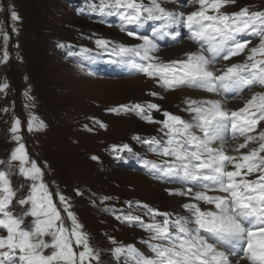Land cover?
Wrapping results in <instances>:
<instances>
[{
  "label": "snow or ice",
  "instance_id": "obj_1",
  "mask_svg": "<svg viewBox=\"0 0 264 264\" xmlns=\"http://www.w3.org/2000/svg\"><path fill=\"white\" fill-rule=\"evenodd\" d=\"M163 2L101 0L99 5H92V11L118 14L124 24L137 27L148 21H160V35L179 36V31L168 29L186 27L199 48L186 53L184 60L161 61L151 55L159 51L155 40L132 30L127 34L143 44H121L113 51L126 58L123 62L128 67L148 77H158L166 90H202L218 98H187L185 111L191 114V120L164 112L166 119L161 131L166 130V139L152 137L142 141L151 151L170 158L162 163L144 161L146 167L155 170L157 179L192 185L168 190L170 195L190 196L195 201L182 205L188 215L173 220L168 213L149 209L153 217H168L162 223H144L140 216H125V221L138 223L152 234V241L158 242L149 244L152 255L133 245L118 246L111 251L117 258L125 257L123 264H129V260L131 264H241V261L264 264V127H259L264 122V91H254L256 86L264 89V11L244 7L228 13L221 9L236 0H189L198 7L186 15L183 11L169 10L162 6ZM11 18L19 19L15 11L11 12ZM121 31H125L123 26ZM249 32L259 37L257 46L248 48L250 41L238 38ZM96 44L107 49L109 41L98 39ZM242 54L245 59L241 63L216 66L219 61H230ZM246 90L251 95L242 107L235 110L226 107L228 99L239 98ZM154 109L159 111L160 106L134 103L110 111L134 112L141 119L157 122L151 115ZM20 123L18 119L15 121L13 133L19 131ZM33 127L30 122L29 131ZM35 127L42 128L43 124ZM240 138L242 142L231 145V141ZM14 139L20 141L22 137L16 135ZM134 139L141 141L140 137ZM123 149L132 152L127 144ZM243 149L247 151L242 152ZM11 160L19 161L20 174L32 183L27 198L17 201L28 207L14 214L11 207L16 192L8 174L0 171V230L6 231L0 235V264H91L92 260L100 264L99 252L90 245L83 225L68 211L71 206L60 195V202L65 204L63 211L71 221L70 226L65 225L61 209L43 182V170L29 157L24 143L18 144ZM193 187L198 190L193 191ZM25 217L33 219L26 223Z\"/></svg>",
  "mask_w": 264,
  "mask_h": 264
},
{
  "label": "rangeland",
  "instance_id": "obj_2",
  "mask_svg": "<svg viewBox=\"0 0 264 264\" xmlns=\"http://www.w3.org/2000/svg\"><path fill=\"white\" fill-rule=\"evenodd\" d=\"M91 1L87 9H79L62 0H0V171L8 174L16 192L11 210L19 213L28 206L17 201L27 198L32 182L20 174L19 161H12L11 155L19 143H24L29 157L43 170V182L61 209L65 225L70 226L71 221L63 211L65 204L60 202V195L71 206L68 211L83 225L90 245L99 252L100 264H123L125 257L117 258L111 251L115 247L133 245L141 252L151 253L149 244L158 242L148 238L146 234L150 237L152 234L138 223L125 221V216H140L144 223H153L148 213L141 210L147 201L150 208H158L159 213H168L174 220L188 215L182 207L184 203L195 202L190 196L169 194L168 190L192 185L157 179L155 170L146 167L144 161L162 163L170 158L151 151L142 141L152 137L166 139V130L161 131L163 123L154 115L169 112L191 120V114L185 111L188 107L185 101L189 97L202 98L193 89L166 90L158 77H148L128 67L123 62L126 58L116 55L113 49L121 44H143L135 36H129L128 30L153 38L159 51L151 55L163 62L184 60L185 54L197 51L199 45L190 39L191 33L183 25L168 29L179 31V36L160 35V21H148L143 27L127 25L118 14L92 11V5H99L101 0ZM143 3L149 4L150 0ZM162 6L169 10L172 6L186 15L198 7L189 0H164ZM244 7L264 11V0H236L221 11L238 12ZM13 11L18 20L11 18ZM122 26L125 31H121ZM238 38L249 40L248 48L259 44V37L251 32ZM98 39L109 41L107 49L96 44ZM183 42H187L189 51L177 54L174 48ZM85 49L89 51L84 52ZM244 59L242 54L230 61H219L216 66L225 67ZM5 84L7 88H3ZM254 91L264 89L256 86ZM153 92L158 95H151ZM171 92L179 94L173 96ZM246 94L251 95L246 90L239 98L246 99ZM134 103L158 104L160 110L151 111L157 122L141 119L134 112L110 111ZM17 119L21 122L20 129L13 133ZM30 122L34 125L31 131ZM40 123L43 127L37 129L35 125ZM259 127H264V122ZM16 135L22 139L17 141ZM134 137H140L141 141ZM125 144L132 152L123 149ZM94 156L98 159H92ZM171 198L183 202L172 206ZM32 219L25 217V222ZM5 234L6 231L0 230V235ZM91 264L97 261L92 260Z\"/></svg>",
  "mask_w": 264,
  "mask_h": 264
},
{
  "label": "bare ground",
  "instance_id": "obj_3",
  "mask_svg": "<svg viewBox=\"0 0 264 264\" xmlns=\"http://www.w3.org/2000/svg\"><path fill=\"white\" fill-rule=\"evenodd\" d=\"M171 1V0H170ZM181 2V1H180ZM186 2V1H185ZM170 10H174V8L171 6V8H170ZM189 11V10H188ZM190 32V31H189ZM187 34V33H186ZM187 37V36H186ZM190 37V36H189ZM191 39V38H190ZM180 40H181V38H180ZM142 41V40H141ZM130 43V42H129ZM186 43L187 42H183L182 43V45L181 46H177V47H175L174 49H175V52L177 53V54H181V53H184V52H188L189 51V49L186 47L187 45H186ZM141 44V43H140ZM189 44V43H188ZM138 45V44H137ZM169 48V47H168ZM167 48V49H168ZM194 50V49H193ZM177 60V59H176ZM170 61V60H169ZM111 64V63H110ZM124 65V64H123ZM221 67V66H220ZM116 68V67H115ZM128 69V68H127ZM126 69V70H127ZM117 70V69H116ZM188 91H190V90H188ZM193 91V90H192ZM258 91V90H257ZM187 92V91H186ZM195 94H197L200 98H202V99H212V98H218V97H215L214 96V94H212V93H207V92H204V91H202V90H194L193 91ZM179 93H177V92H171L170 93V95H173V96H176V95H178ZM229 95H231V94H229ZM196 97V96H195ZM246 97L248 98L249 96L246 94ZM186 98V97H185ZM235 99L236 98H232L231 100H227L226 101V107H228V108H234V107H242L243 105H244V102H245V99L243 98V99H238L236 102H234L235 101ZM200 100V99H199ZM181 104V103H180ZM231 105H233V106H231ZM242 139L243 138H240V141H232V146H234L236 143H238V142H241L242 141ZM242 152H244V151H247V149H243V150H241ZM234 154V153H233ZM151 188H154L155 186H150ZM186 188V187H185ZM156 189H159V186L156 188ZM194 191V190H193ZM170 201H171V205L172 206H178L179 204H181L183 201L182 200H180V199H178V198H171L170 199ZM210 207V206H209ZM179 209V208H178ZM184 216V215H183ZM241 264H244V262L243 261H241Z\"/></svg>",
  "mask_w": 264,
  "mask_h": 264
},
{
  "label": "trees",
  "instance_id": "obj_4",
  "mask_svg": "<svg viewBox=\"0 0 264 264\" xmlns=\"http://www.w3.org/2000/svg\"><path fill=\"white\" fill-rule=\"evenodd\" d=\"M62 1H68V4L71 3V5H73L74 7H79L81 5L83 6H88V4H91V0H62ZM13 33H15V31H13ZM11 37V36H10ZM145 204L149 205V203L147 201H145ZM163 218V219H162ZM158 217L157 215L153 218L154 222H158L161 223L164 219H166L167 217L162 216ZM156 219V220H155Z\"/></svg>",
  "mask_w": 264,
  "mask_h": 264
},
{
  "label": "water",
  "instance_id": "obj_5",
  "mask_svg": "<svg viewBox=\"0 0 264 264\" xmlns=\"http://www.w3.org/2000/svg\"><path fill=\"white\" fill-rule=\"evenodd\" d=\"M154 117H155L156 119H160V120L163 119V116H162V115H159V114L154 115Z\"/></svg>",
  "mask_w": 264,
  "mask_h": 264
}]
</instances>
